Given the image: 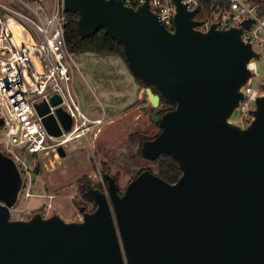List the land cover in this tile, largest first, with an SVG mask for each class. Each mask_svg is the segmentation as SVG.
<instances>
[{
	"label": "water",
	"instance_id": "95a60500",
	"mask_svg": "<svg viewBox=\"0 0 264 264\" xmlns=\"http://www.w3.org/2000/svg\"><path fill=\"white\" fill-rule=\"evenodd\" d=\"M63 2L79 15L83 37L104 29L123 46L161 129L144 141L141 156L171 155L182 175L169 183L146 169L121 192L106 174L105 190L89 187L95 208L80 207L79 220L42 211L13 219L25 178L0 146V264H264V94L247 127L231 121L253 76L249 64L262 57L242 39L254 19L202 31L199 8L174 0L171 31L150 0L137 9L123 0ZM49 102L59 106L62 98ZM50 105L36 108L48 133L60 137L73 119ZM59 153L66 156L64 147Z\"/></svg>",
	"mask_w": 264,
	"mask_h": 264
},
{
	"label": "built area",
	"instance_id": "2783aa9c",
	"mask_svg": "<svg viewBox=\"0 0 264 264\" xmlns=\"http://www.w3.org/2000/svg\"><path fill=\"white\" fill-rule=\"evenodd\" d=\"M16 5L0 1V118L4 125L0 129V146L13 157L25 178L21 194L25 198L45 197L52 208L54 195H38L32 192L31 172L38 159L45 156L60 157L59 148L72 141L87 137L102 119H91L82 110L72 88V55L69 53L64 27L67 22L63 0H15ZM231 1V11L219 12L215 18L199 29L207 31L213 22L218 29L241 27L247 19L253 24L244 28L242 39L250 43L257 52L264 49V14L258 13V5L242 0ZM125 5L138 8L146 0H123ZM189 9L199 8V0H183ZM151 9L165 26L175 29L176 5L174 0H150ZM253 76L243 87L245 93L240 107L231 121L247 127L254 119L251 111L259 96L264 94L259 82L256 60L249 64ZM54 95L62 98L59 106H51ZM47 102L51 113L63 106L73 119L69 132L55 137L48 133L36 105ZM50 213V211L48 212Z\"/></svg>",
	"mask_w": 264,
	"mask_h": 264
},
{
	"label": "rangeland",
	"instance_id": "374dc122",
	"mask_svg": "<svg viewBox=\"0 0 264 264\" xmlns=\"http://www.w3.org/2000/svg\"><path fill=\"white\" fill-rule=\"evenodd\" d=\"M0 1L12 6L17 4L15 0ZM72 58V91L86 115L102 119V123L93 126L87 137L64 147L65 157L50 155L38 159L31 172L32 192L54 195L52 208H47L48 198H25L21 194L12 210L13 219H28L38 211L46 216L59 213L67 221L81 219L78 205L87 210H92L94 205L83 199L79 180L87 176L92 187L102 186L105 190L104 164L110 167L111 175L118 177L122 192L141 170L157 172L156 164L140 154L139 137L152 139L161 130L151 118L153 107L146 88L136 82L120 56L83 54L72 55ZM256 64L259 82L263 84L264 49ZM0 141L3 143L1 133Z\"/></svg>",
	"mask_w": 264,
	"mask_h": 264
},
{
	"label": "trees",
	"instance_id": "16d2710c",
	"mask_svg": "<svg viewBox=\"0 0 264 264\" xmlns=\"http://www.w3.org/2000/svg\"><path fill=\"white\" fill-rule=\"evenodd\" d=\"M199 13L197 15V20L201 21L203 24L214 20L215 14L219 12H229L231 11V1L229 0H199ZM249 3L258 5V13L260 15L264 14V0H247ZM67 22L64 27V37L67 49L71 55H83V54H96L100 56H120L124 62L128 65L123 46L114 40L110 35L106 34L104 29L98 30L96 33L90 36L83 37L78 30V19L79 15L77 13L66 12ZM174 31V30H173ZM129 67V66H128ZM135 78V77H134ZM136 82L143 88V85L138 79ZM146 88V87H145ZM161 104L163 106H168L164 100ZM154 110V109H153ZM166 109H162L160 114H163ZM159 125V124H158ZM155 138V137H154ZM141 143V148L146 140H151L150 138L139 137ZM153 139V138H152ZM157 166V174L169 183H175L182 175V170L179 163L171 155L161 154L155 160H151ZM143 170L138 172L140 174ZM103 176L105 178L106 174L110 173V167L107 164L103 165L102 170ZM137 174V175H138ZM117 180L118 177L114 176ZM105 183L108 184L105 179ZM91 186V182L87 176L79 180V191L83 196V199L92 202L88 189ZM99 188L102 189V186ZM82 207V205H78ZM95 206L93 207V209ZM92 209V210H93Z\"/></svg>",
	"mask_w": 264,
	"mask_h": 264
},
{
	"label": "crops",
	"instance_id": "0c3cea01",
	"mask_svg": "<svg viewBox=\"0 0 264 264\" xmlns=\"http://www.w3.org/2000/svg\"><path fill=\"white\" fill-rule=\"evenodd\" d=\"M242 1H247V0H242Z\"/></svg>",
	"mask_w": 264,
	"mask_h": 264
},
{
	"label": "flooded vegetation",
	"instance_id": "af4514ba",
	"mask_svg": "<svg viewBox=\"0 0 264 264\" xmlns=\"http://www.w3.org/2000/svg\"><path fill=\"white\" fill-rule=\"evenodd\" d=\"M157 136V135H156ZM122 192V191H121ZM94 205V204H93Z\"/></svg>",
	"mask_w": 264,
	"mask_h": 264
}]
</instances>
